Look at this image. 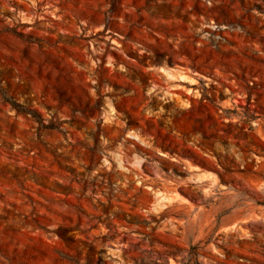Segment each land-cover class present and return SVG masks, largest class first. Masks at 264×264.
I'll list each match as a JSON object with an SVG mask.
<instances>
[{
	"label": "rangeland",
	"instance_id": "374dc122",
	"mask_svg": "<svg viewBox=\"0 0 264 264\" xmlns=\"http://www.w3.org/2000/svg\"><path fill=\"white\" fill-rule=\"evenodd\" d=\"M0 264H264V0H0Z\"/></svg>",
	"mask_w": 264,
	"mask_h": 264
},
{
	"label": "trees",
	"instance_id": "16d2710c",
	"mask_svg": "<svg viewBox=\"0 0 264 264\" xmlns=\"http://www.w3.org/2000/svg\"><path fill=\"white\" fill-rule=\"evenodd\" d=\"M0 95L2 99L10 104L12 108H14L17 112L30 115L38 122L39 128L49 129L52 128L50 123H44L42 119L37 115V111L33 108H28L22 105L19 102L14 101L11 97L7 96L4 89L0 86Z\"/></svg>",
	"mask_w": 264,
	"mask_h": 264
}]
</instances>
